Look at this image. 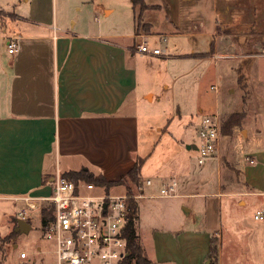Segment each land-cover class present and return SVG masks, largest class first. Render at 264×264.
Here are the masks:
<instances>
[{"label": "crops", "instance_id": "1", "mask_svg": "<svg viewBox=\"0 0 264 264\" xmlns=\"http://www.w3.org/2000/svg\"><path fill=\"white\" fill-rule=\"evenodd\" d=\"M50 7L52 14H45ZM10 39L18 44L13 54ZM248 42L264 48V0H0V215L8 225L0 236L17 227L22 199L49 198L59 176L84 171L117 182L141 160V178L170 134L175 160L167 169L165 159L157 166L156 180H146L150 186L139 183V243L152 264H224L223 198L230 207L233 198L245 206L246 198L264 197V148L248 154L252 164L247 158L235 168L226 162L238 174L231 183L224 179L221 144L217 158L195 167L179 160L187 133L175 137L169 121L147 123L141 113L144 101L157 99L158 86L174 82L169 72L175 69L214 65L217 71L223 61L233 68L240 59L264 57L234 51ZM141 43L162 55L138 52ZM167 180L177 184L172 198L159 196ZM127 192L123 185L109 190ZM36 212L43 229L41 208ZM31 220L25 219L29 233ZM22 251L16 239L5 242L0 259L20 264ZM37 254L56 264L52 249L40 245L28 253V264L38 263Z\"/></svg>", "mask_w": 264, "mask_h": 264}, {"label": "rangeland", "instance_id": "2", "mask_svg": "<svg viewBox=\"0 0 264 264\" xmlns=\"http://www.w3.org/2000/svg\"><path fill=\"white\" fill-rule=\"evenodd\" d=\"M44 13L51 15L52 8L50 7L49 12L45 11ZM250 42L246 45L236 46L234 51L239 54L264 53V48ZM232 66L233 68H230L228 63L223 61L217 71L212 65L207 71L191 70L187 72L185 70L186 72L184 71L183 74L175 69V71L169 72L170 74L173 72L174 82H171L169 88L158 86L155 89L157 99L152 103L144 101L141 116L142 120L147 123L152 119L160 122L169 121V131L175 137L183 138V135L187 133L188 137L184 143H181L183 150L179 155V160L183 161L185 158L187 161L190 160L195 167H204L207 162L203 166L198 165L197 150H188L190 143L195 146L199 143L198 129L202 119L218 114L222 129L231 114L236 112L242 114L243 119L240 125L233 128L230 135H224L221 130V161L224 167V179L226 180L228 176L232 180L231 183H235L238 174L230 172L226 162L228 161L235 168L237 163L245 162L246 158H250L247 156L252 150L264 148V57L258 55L246 57ZM178 110H180V114H178ZM172 151V137L170 134H166L163 146L145 164L141 174L143 183L147 179L156 180L154 171L164 159L166 161L164 169L171 165V161L176 158ZM168 183H170L169 180L160 184L159 196L160 190ZM139 185L141 186V184L132 185L135 187L134 195L139 192ZM119 191L124 192L115 189L114 193ZM88 193L102 195L105 190L97 188ZM240 199L233 198L229 207V199L223 198V230L219 241L224 252V264H232L235 260H239L243 264L250 262L264 264V220H255L257 211L264 212V197L246 198L245 206H237ZM47 205L46 202L42 203L40 208ZM27 215L32 219V231L29 234L12 236L8 239L7 236L11 233L4 237L0 236V244L3 245L5 242L16 239L19 251L23 250L33 254L37 245L42 246L45 252L50 251L52 244L44 236L39 213L28 212ZM232 220L236 222H232ZM6 226H8L7 217L0 215V233ZM250 251L252 253L254 251L255 254L250 255ZM35 258L38 261L37 264H41V258H45V255L38 256L37 254ZM0 264L19 263L14 259H9L6 262L5 258L1 257ZM47 264H52V262H47Z\"/></svg>", "mask_w": 264, "mask_h": 264}, {"label": "built area", "instance_id": "3", "mask_svg": "<svg viewBox=\"0 0 264 264\" xmlns=\"http://www.w3.org/2000/svg\"><path fill=\"white\" fill-rule=\"evenodd\" d=\"M9 53L18 51L16 39L8 42ZM137 51L146 55L160 56L159 48L150 49L147 43L137 46ZM197 145L198 165L217 158L220 154L221 124L219 115L204 117L198 129ZM252 164L253 161L247 158ZM150 186L151 181H147ZM98 187L91 183L77 186L75 183L59 176L56 178L53 193L49 198L37 200L23 198L24 210L16 217L25 220L28 212L40 208L41 202L48 201L54 205V218L43 228L45 238L52 244L56 264H124L132 257L124 229L127 223L128 200L141 198L137 196L114 195L106 192L102 195L91 193ZM177 195V184L171 181L160 190V196L172 198ZM255 220H264V212L258 211ZM20 264L30 262L28 252H20Z\"/></svg>", "mask_w": 264, "mask_h": 264}, {"label": "trees", "instance_id": "4", "mask_svg": "<svg viewBox=\"0 0 264 264\" xmlns=\"http://www.w3.org/2000/svg\"><path fill=\"white\" fill-rule=\"evenodd\" d=\"M242 119H243V115L240 114L239 112L231 114L221 129L223 134L230 135L232 129L240 125ZM141 167H142V161L137 160L135 166L128 173L127 177L117 182H110L104 179L103 177L100 176L95 177L84 171L68 173L64 176V178L75 183L77 186L80 183H88V184L91 183L98 187L105 188V190L108 192L112 187L123 185L128 190L127 192L128 196H131L132 185H137L141 181L140 178ZM128 205H129V211H128L127 223L124 229V235L127 239L128 247L132 252V257L127 259L124 264H132V263L152 264V262L145 256L136 233V223L138 221V209H139L138 203L134 198H132L128 200ZM53 213H54V206L52 204H48L47 206L41 208L43 228L48 224L50 220L53 219ZM16 235L18 234L15 232V230H13L11 234L7 236V239ZM217 252H218V247L213 243L211 247V255H210L211 259L213 260L217 259ZM211 264H214V261Z\"/></svg>", "mask_w": 264, "mask_h": 264}, {"label": "water", "instance_id": "5", "mask_svg": "<svg viewBox=\"0 0 264 264\" xmlns=\"http://www.w3.org/2000/svg\"><path fill=\"white\" fill-rule=\"evenodd\" d=\"M190 147L191 146H188V149H190ZM193 148L196 149V146H193ZM16 223L17 227L15 228V232L17 234H27L31 230V225L23 219L17 220Z\"/></svg>", "mask_w": 264, "mask_h": 264}]
</instances>
